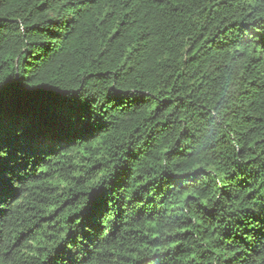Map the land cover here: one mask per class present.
<instances>
[{
    "label": "trees",
    "instance_id": "obj_1",
    "mask_svg": "<svg viewBox=\"0 0 264 264\" xmlns=\"http://www.w3.org/2000/svg\"><path fill=\"white\" fill-rule=\"evenodd\" d=\"M0 264H264V0H0Z\"/></svg>",
    "mask_w": 264,
    "mask_h": 264
},
{
    "label": "snow or ice",
    "instance_id": "obj_2",
    "mask_svg": "<svg viewBox=\"0 0 264 264\" xmlns=\"http://www.w3.org/2000/svg\"><path fill=\"white\" fill-rule=\"evenodd\" d=\"M11 87L10 84H6L4 82H0V96L3 95L6 88ZM0 191H2V188H0Z\"/></svg>",
    "mask_w": 264,
    "mask_h": 264
}]
</instances>
